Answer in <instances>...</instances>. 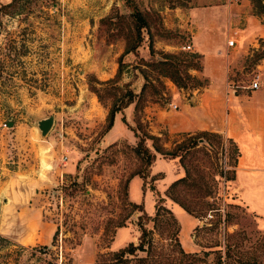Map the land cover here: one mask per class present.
<instances>
[{
	"label": "rangeland",
	"instance_id": "374dc122",
	"mask_svg": "<svg viewBox=\"0 0 264 264\" xmlns=\"http://www.w3.org/2000/svg\"><path fill=\"white\" fill-rule=\"evenodd\" d=\"M225 2L234 3L56 0L27 19L0 11V193H22L12 203L37 212L46 231L59 227L46 244L0 235V264H121L113 255L138 245L140 214L149 243L124 254L128 264H264V172L244 184L253 211L232 182L236 144L210 131L172 129L178 110L199 106L207 84L200 55L181 49L193 26L211 19L219 37L239 33L235 11L227 25L226 8L217 7ZM249 3L264 18L262 1ZM131 6L145 21L139 41ZM231 55L228 90L253 80L264 88V36ZM48 116L52 125L41 135L36 123ZM139 138L174 156L155 153L145 166L135 153Z\"/></svg>",
	"mask_w": 264,
	"mask_h": 264
},
{
	"label": "crops",
	"instance_id": "0c3cea01",
	"mask_svg": "<svg viewBox=\"0 0 264 264\" xmlns=\"http://www.w3.org/2000/svg\"><path fill=\"white\" fill-rule=\"evenodd\" d=\"M261 1L264 4V0ZM217 7L226 8L227 25L232 23L229 20L230 10L235 11L232 16L240 18L239 33L232 37L226 30L223 39L222 35H217L211 19H207L201 28L193 26L190 46L201 57L200 74L207 80V84L197 94L200 107L188 106L184 112L178 110L172 129L189 133L205 130L232 140L239 152L232 182L239 185L242 201L256 211L255 203L245 193L244 184L254 183L260 178V172H264V88L239 86L238 90H228L226 85H230L229 68L234 61L231 54L236 48L245 51L254 45L256 38L264 36V18L251 14L249 0L225 2ZM231 37L234 42L227 46L226 41ZM21 195L9 191L0 193L4 201L0 205V235L18 244H46L51 239L53 225H47L46 231L45 223L37 217V212L22 209L12 203L13 197L20 199ZM260 201V205L264 204V198ZM19 217L24 218L27 230L18 228Z\"/></svg>",
	"mask_w": 264,
	"mask_h": 264
},
{
	"label": "trees",
	"instance_id": "16d2710c",
	"mask_svg": "<svg viewBox=\"0 0 264 264\" xmlns=\"http://www.w3.org/2000/svg\"><path fill=\"white\" fill-rule=\"evenodd\" d=\"M257 1L260 4V0H257ZM251 2L253 3L254 0H251ZM53 3H56V0H9L8 3L2 4L0 6V8H1L0 11L2 12L3 15L12 16V17L13 16H16V17L23 16V19H27L29 17V14H35V15H39V13L46 14L47 10H45V9L47 7L48 8L51 7L53 5ZM258 6L263 8L262 4L258 5ZM130 10L131 11L129 14H131L134 18V20H133L134 21V29H135L136 34H137V40L139 41L140 40L139 31L144 26L145 21L137 9L132 7ZM253 14H256V12H254ZM131 97H132V92L129 91L127 93V102L131 101ZM118 110H119V108L108 110L107 115H106V120H105L106 121V125H105L106 130H108L112 126L114 114ZM145 138H147V139H158L156 136H153V135H146ZM145 138H139V140L136 144V147H135V153L137 155L143 157L144 162H145V166L148 167L151 164V162L154 160L155 153H159L163 156L167 153L170 156H174L173 153L166 152L165 150H163L162 146H157L156 144L154 146H152V150H149L146 146H144V139ZM191 139H193V142H191V143L195 144V142H194L195 139L194 138H191ZM180 181H181V179H177V180L173 181L169 185L168 188H172V187L176 186ZM179 205L184 210H186L187 212L189 211L188 208L186 206H184L183 204H181L180 202H179ZM156 213H157V211H156ZM142 215L144 216V214H140L138 216L137 222H136V224L139 228L138 245L134 246L132 243H130L125 248L119 250L117 253H115V255H113L114 258L117 259L116 261H120L121 264L123 262H124V264H128L123 258L124 254H133V252L136 249L143 250L142 249L143 245L149 243V240L147 237L148 232L144 228V225L141 221ZM122 225H123L122 223H118L116 226H122ZM58 230H59V227L57 225L53 231L52 236H51V242L56 240ZM39 248L40 249H48V246L42 245V246H39ZM214 264H219V261L215 262Z\"/></svg>",
	"mask_w": 264,
	"mask_h": 264
},
{
	"label": "built area",
	"instance_id": "2783aa9c",
	"mask_svg": "<svg viewBox=\"0 0 264 264\" xmlns=\"http://www.w3.org/2000/svg\"><path fill=\"white\" fill-rule=\"evenodd\" d=\"M230 1H233L234 3L238 2V0H230ZM233 42H234L233 40L227 39L226 44H227V46H231V45L233 44ZM181 49H182V50H187V51H188V50H191V46H190L189 44L182 45V46H181ZM228 86H230V85H227V88H228ZM256 86H257L256 80H253V81L251 82V84H250V87H251V88H255ZM230 90H233L232 87H231ZM174 107H175V106L173 105L172 108H174ZM219 177H220V179H221V181H222L223 184H226V183H227V179L224 177V175H223V176L219 175ZM222 177H223V178H222ZM207 216H208V218H211V217H212V215H211L210 212L207 214Z\"/></svg>",
	"mask_w": 264,
	"mask_h": 264
},
{
	"label": "water",
	"instance_id": "95a60500",
	"mask_svg": "<svg viewBox=\"0 0 264 264\" xmlns=\"http://www.w3.org/2000/svg\"><path fill=\"white\" fill-rule=\"evenodd\" d=\"M52 122V116H48L37 121L36 125L41 135H44L50 129Z\"/></svg>",
	"mask_w": 264,
	"mask_h": 264
}]
</instances>
